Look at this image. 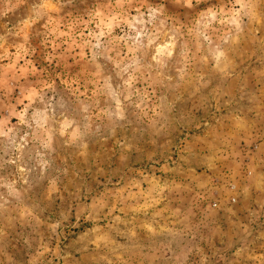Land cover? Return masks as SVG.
Listing matches in <instances>:
<instances>
[{
  "label": "rangeland",
  "instance_id": "374dc122",
  "mask_svg": "<svg viewBox=\"0 0 264 264\" xmlns=\"http://www.w3.org/2000/svg\"><path fill=\"white\" fill-rule=\"evenodd\" d=\"M0 264H264V0H0Z\"/></svg>",
  "mask_w": 264,
  "mask_h": 264
}]
</instances>
